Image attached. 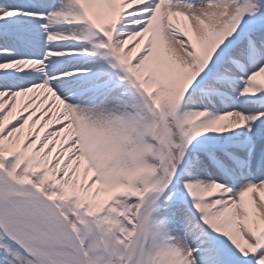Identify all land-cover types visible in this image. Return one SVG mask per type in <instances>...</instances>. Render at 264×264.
<instances>
[{"label": "snow or ice", "instance_id": "1", "mask_svg": "<svg viewBox=\"0 0 264 264\" xmlns=\"http://www.w3.org/2000/svg\"><path fill=\"white\" fill-rule=\"evenodd\" d=\"M0 264H264V0H0Z\"/></svg>", "mask_w": 264, "mask_h": 264}]
</instances>
